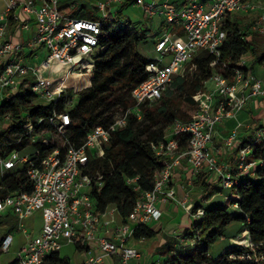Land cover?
<instances>
[{
	"label": "built area",
	"instance_id": "1",
	"mask_svg": "<svg viewBox=\"0 0 264 264\" xmlns=\"http://www.w3.org/2000/svg\"><path fill=\"white\" fill-rule=\"evenodd\" d=\"M61 2L9 0L0 16V134L6 135L0 140V169L4 177L25 170L34 186L31 193L1 197L0 218L9 213L17 216L18 230L26 237L17 264H46L51 253H61L68 244L84 245L86 250L94 244L103 256L117 255L118 264H130L140 257V252L126 243L137 227L161 221V203L179 202L193 220L204 216L203 209L194 213L193 204L178 199L177 189L171 186L183 161L191 166L194 177L209 168L223 188L238 184L241 176L254 177L257 167L263 165L250 158L251 147H243L241 124L224 140L221 147L224 160L213 154L210 144L217 127L226 119H235L253 100H264V80L249 71L248 55L234 68L222 61L227 39L222 28L225 19L258 8L252 29L264 34V4L259 6L256 0H188L179 6L171 0H96L97 19H76L60 11ZM123 7L142 11L145 23H140L141 32L148 34L147 21L161 20V30L154 36L158 57L147 67L149 78L133 89V107L109 127H95L84 137L73 140L74 119L70 108L77 104L80 93L92 86L95 58L101 50L100 38L107 17ZM11 22L25 31L34 23L35 32L27 42L7 40ZM203 51L212 56L213 75L209 81L212 86L193 96L198 110L189 121H176L166 140L152 143L153 151L164 163L155 176L154 190L144 193L130 216L116 228L117 242L97 236L102 217L111 211L104 215L95 213L90 192L94 185H103L104 175L100 171L92 173L91 160L105 158L115 131L127 125L128 114L142 121V106L161 100L173 90L176 78L194 70L191 63ZM229 72L231 77L225 75ZM68 80L71 83L65 85ZM11 104L21 107L19 113L9 109ZM3 107L7 108L3 110ZM32 107L51 110L46 115H37L25 109ZM19 123L22 125L17 126ZM183 137H188L185 150H181ZM262 139L264 126L255 131L254 143ZM9 147L13 149L6 153ZM29 147L34 152L22 155ZM234 150L238 152L236 167L228 160ZM37 212L42 214V227L32 236L21 223ZM111 222L108 220L105 225ZM175 238L179 246L195 244L181 234ZM230 241L233 246L251 250L240 259L264 261V250L251 243L247 231ZM13 242L12 234H7L2 251L8 252ZM103 256L86 257L84 264H100ZM229 257L236 255L231 253ZM156 264L173 263L159 259Z\"/></svg>",
	"mask_w": 264,
	"mask_h": 264
},
{
	"label": "trees",
	"instance_id": "2",
	"mask_svg": "<svg viewBox=\"0 0 264 264\" xmlns=\"http://www.w3.org/2000/svg\"><path fill=\"white\" fill-rule=\"evenodd\" d=\"M60 11L76 19L98 18L97 9L94 7L89 10L86 5L75 9L73 4H64L60 5ZM125 17V9L121 8L106 19L100 38L101 50L95 58L92 86L82 91L77 104L70 108V114L74 119L71 136L73 140L84 137L95 127L112 125L117 114L123 115L135 105L132 97L133 89L150 76L147 67L155 63V60L144 57L137 48L154 36L141 32L140 25L138 28L134 27L130 19L121 22ZM13 25L14 23L11 22V27ZM222 28L227 32V39L222 49V61L234 68L243 56L251 55L253 57L249 63L251 73L255 74L257 66L264 67L263 34L251 31L250 24L243 25L238 16L227 17ZM152 42L155 43V40L152 39ZM211 61L212 56L207 52H200L191 63L194 70L188 71L185 77H177L173 90L165 94L161 100L143 105L142 121L129 113L127 125L115 131L107 148L106 157L91 160L92 173L100 171L104 175L103 185L101 187L94 185L90 192L97 215H104L114 206L123 221H126L143 194L154 190L155 176L163 169L164 163L162 158L155 154L151 145L166 140L168 130L170 131L176 121L182 120L180 109L173 103L172 95L176 91L179 92L186 104L198 110L193 96L206 91L207 83L213 75ZM225 75L231 77L230 72ZM6 108L3 107V110ZM9 109L17 114L21 107L11 104ZM25 109L37 115H46L51 110V108L37 107ZM21 125L19 123L17 126ZM254 125L257 128L258 121H255ZM256 130L253 129L254 134L240 140L243 147H251L250 158L263 162V165L257 167L254 177L244 175L238 178V184L230 188L221 187L225 204L218 203L212 208H205L200 203L195 204L192 208L193 212L203 209L204 216L199 220H193L190 228L181 231L184 239L194 240L195 244L179 246L180 242L177 239L166 237V243L161 249L168 256L162 259L163 261H171L173 264H264V261L257 263L253 260L240 259V256L251 250L243 246H233L230 241L247 231L251 243L257 246L258 250H264V139L253 142ZM5 138L4 132L0 134V140ZM187 144L188 137H183L181 150H185ZM12 149L13 147H9L6 153ZM211 176V171L201 172L194 179L193 184L201 187L204 193L210 194L215 186L210 180ZM128 179H136V181L128 183ZM33 189L34 186L26 171L18 170L2 179L0 198L14 193H31ZM236 222L242 223L244 229L238 230L235 234H226L227 229ZM18 225L19 220L12 213L0 218V254L3 252L4 237L18 229ZM157 235V230L149 225H142L134 230L133 238L150 240ZM219 240L228 241L229 244L218 262L217 258L211 255L210 250ZM195 247L197 249H194ZM77 248L80 252L86 250L84 245H77ZM231 253L235 254L236 258H230ZM17 262L15 259L11 264ZM46 264H71V262L70 258L55 252L47 257Z\"/></svg>",
	"mask_w": 264,
	"mask_h": 264
},
{
	"label": "crops",
	"instance_id": "3",
	"mask_svg": "<svg viewBox=\"0 0 264 264\" xmlns=\"http://www.w3.org/2000/svg\"><path fill=\"white\" fill-rule=\"evenodd\" d=\"M9 0H0V16L5 11L7 3ZM188 1V0H187ZM185 1L184 3H186ZM182 3V4H184ZM35 24L33 23L30 27V30H21L17 24H14L6 37L7 40L11 41H25L31 37V35L35 32ZM25 51L28 52L26 49ZM257 67L255 68V75L264 80V75L259 76L256 73ZM229 121V122H228ZM255 121H258V127L264 126V100H253L245 110L241 111L235 119H226L222 124L217 127V132L214 136L212 143L210 144V149L214 155H216L219 160H224V155L221 152V147L224 143V140L237 128L239 124L243 125L240 128V139L244 140L245 137L254 134ZM251 127L248 128V127ZM253 131V132H252ZM252 132V133H251ZM238 152L236 150L230 153L228 156V160L236 167L237 165ZM210 171L209 168H206L203 172ZM196 177L192 174V168L187 163V161H183L182 165L176 170L175 175L172 178V184L174 188L177 189L178 196L177 198L180 200L187 199L190 204H193L194 199L190 196V192L192 191L193 181ZM211 181H215L213 175L210 178ZM216 182V181H215ZM186 189V190H185ZM187 193L185 194V192ZM185 194V197H183ZM222 194V190L220 187L219 192L215 193L210 197L207 202L215 201L218 196ZM197 201V200H196ZM193 204H197L196 202ZM160 208L163 211V216L160 222L152 224V228L158 231L157 237L154 239H142L136 240L133 237L128 240L126 243L127 247L135 248L140 252V257L137 259H133L130 264H156L159 259H166L168 254L162 251L161 247L166 243V237H170L176 239L175 236L177 234H181L183 229L190 228L193 223V218L191 215L183 208V206L176 201H171L169 203H161ZM111 211V214H107L102 217L101 225L99 231L97 232V236L99 237H107L112 241L117 242L115 231L118 226L123 223V218L119 214L118 210L113 206L108 209ZM166 222V226L163 225L164 218L168 217ZM111 220L110 225L106 226L105 222ZM176 221V223H174ZM235 224V223H234ZM176 226V227H175ZM241 235V234H240ZM239 235V236H240ZM72 247V251L76 254V257L79 259L78 263L72 261L69 257V254L66 256L70 258L71 264H84L86 257H96L103 256L101 250L94 244L90 245L85 252H80L76 245L68 244L66 247ZM75 246V247H74ZM63 248V249H64ZM161 249V250H160ZM73 253V254H74ZM62 255V254H61ZM166 256V257H165ZM65 257V256H64ZM142 257V258H141ZM120 261V257L117 255L112 256H103V260L100 264H118Z\"/></svg>",
	"mask_w": 264,
	"mask_h": 264
},
{
	"label": "rangeland",
	"instance_id": "4",
	"mask_svg": "<svg viewBox=\"0 0 264 264\" xmlns=\"http://www.w3.org/2000/svg\"><path fill=\"white\" fill-rule=\"evenodd\" d=\"M171 1L174 2L176 5L180 6V5H182V3H184L187 0H171ZM95 3H96V0H62L61 5L73 4V8H75V9L79 8L81 5H86V6H88L89 10H92L94 8ZM256 4L261 6L264 4V0H256ZM126 8L127 7H123V9H125L126 17L122 18L121 22H125L126 19H130L131 22L133 23L134 27H136V28L139 27L140 23H143V24L145 23L142 11L139 8H136V7H129L127 9ZM258 14L259 13H258V8H257L255 11L248 12V13H246L244 15H240L238 17L241 19L243 25L250 24L249 29H251V31H254L252 29V27L256 21V17L258 16ZM146 23H147L146 27L148 28V35L156 36L158 34V32H160L161 20L159 18H157L151 22L147 21ZM255 32H257V31H255ZM152 39L155 40V37H150L149 41L140 44L137 49L144 57L151 59V60H156V58L158 57V53H156L154 50V43L152 42ZM259 47L261 48L262 46H259ZM27 50H29V48H27ZM247 59H248V62L250 63L253 60V57L251 55H248ZM166 62H170V59H167ZM256 73L259 76L264 75V67L257 66ZM207 86L211 87L212 84L209 82V83H207ZM172 100H173V103L179 107L180 118L182 120H190L192 118V116L196 113V109H194V108L190 107L188 104H186L183 97H181L179 92L176 91L172 95ZM120 116H121L120 114H117L116 119H118ZM167 133H169V130ZM254 140H255V136L253 137V142H254ZM33 152H34V148L29 147L26 151L22 152V155H29ZM3 178H4V176H3L2 171L0 169V183H1ZM212 182L215 184V186H214V188L210 194L204 193L202 191L201 187L199 188V186H197V185L195 186L193 184V186H191L192 191L190 192V196L192 197L191 200L194 199L193 204L197 200L196 202L200 203L205 208H212L218 203H222V204L226 203L225 197L223 194H220L215 201L207 202V200H209L212 195H214L216 192L217 193L219 192L220 187H221L218 182H215V181H212ZM186 193H187V191L185 192V194ZM185 194H183V197H185ZM168 218H170V215L167 218L166 217L164 218V220H163L164 226H166L165 224H166ZM21 224H22V227L26 228L32 236H35L39 233V231L42 227V214L40 212H37L33 217H29V218L24 219ZM18 228H19V225H18ZM240 229L241 230L244 229V226L242 225V223L236 222L235 224H232L227 229L228 231L226 232V234H235ZM11 234L14 238V242H13V244H12V246L8 252H2L0 254V264H11L15 259H17L18 253L21 251V249L26 244V237L20 230H18V229L13 230L11 232ZM245 235L246 234H244V236ZM246 237L247 236H245V238ZM227 244H229L228 241L223 242V241L219 240L211 248L210 253L214 258H217L216 261L219 262L220 261L219 258L225 254L226 250L228 249V247H226ZM72 247L73 246L64 248L61 251V254L63 257L64 256L66 257L69 254V257L72 259V261L75 263H78L79 259L76 257V254L74 253L75 251L74 252L72 251ZM194 249H197V247H195Z\"/></svg>",
	"mask_w": 264,
	"mask_h": 264
},
{
	"label": "bare ground",
	"instance_id": "5",
	"mask_svg": "<svg viewBox=\"0 0 264 264\" xmlns=\"http://www.w3.org/2000/svg\"><path fill=\"white\" fill-rule=\"evenodd\" d=\"M75 82H76L77 84H79V83H80V80H75ZM70 83H71L70 80L64 82L65 85H69Z\"/></svg>",
	"mask_w": 264,
	"mask_h": 264
}]
</instances>
